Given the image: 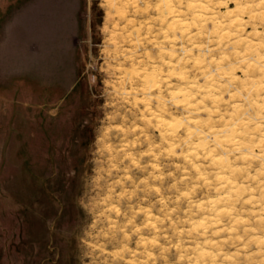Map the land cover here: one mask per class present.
Returning <instances> with one entry per match:
<instances>
[{
	"label": "rangeland",
	"instance_id": "obj_1",
	"mask_svg": "<svg viewBox=\"0 0 264 264\" xmlns=\"http://www.w3.org/2000/svg\"><path fill=\"white\" fill-rule=\"evenodd\" d=\"M109 15L104 0H0V264L145 259L177 195L174 161L108 119Z\"/></svg>",
	"mask_w": 264,
	"mask_h": 264
},
{
	"label": "clouds",
	"instance_id": "obj_2",
	"mask_svg": "<svg viewBox=\"0 0 264 264\" xmlns=\"http://www.w3.org/2000/svg\"><path fill=\"white\" fill-rule=\"evenodd\" d=\"M104 4L108 119L181 174L130 264H264V0Z\"/></svg>",
	"mask_w": 264,
	"mask_h": 264
}]
</instances>
